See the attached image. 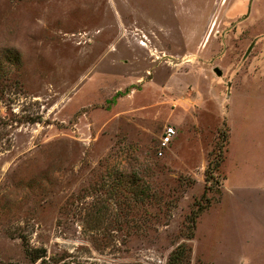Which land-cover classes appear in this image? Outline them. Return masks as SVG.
Masks as SVG:
<instances>
[{"label":"rangeland","instance_id":"obj_1","mask_svg":"<svg viewBox=\"0 0 264 264\" xmlns=\"http://www.w3.org/2000/svg\"><path fill=\"white\" fill-rule=\"evenodd\" d=\"M0 87V264H264V0H0Z\"/></svg>","mask_w":264,"mask_h":264},{"label":"trees","instance_id":"obj_2","mask_svg":"<svg viewBox=\"0 0 264 264\" xmlns=\"http://www.w3.org/2000/svg\"><path fill=\"white\" fill-rule=\"evenodd\" d=\"M2 91V88L0 87V92ZM212 167H208L209 171L207 170V177L209 179H213V173L211 172L213 168L218 166V161H215ZM209 205V202L206 200V204H200L196 207L195 210L192 211L190 216L187 219V228H186V234L184 236L185 239H190L192 237V232L194 228V221L195 218L202 212L203 209H205ZM189 247L186 244V242L182 241L179 244H177L169 253V256L167 258L166 264H187L188 262V252ZM34 259H37L41 257V255H35ZM42 259V258H41ZM6 264H14V263H6Z\"/></svg>","mask_w":264,"mask_h":264},{"label":"built area","instance_id":"obj_3","mask_svg":"<svg viewBox=\"0 0 264 264\" xmlns=\"http://www.w3.org/2000/svg\"><path fill=\"white\" fill-rule=\"evenodd\" d=\"M174 133H175V130L172 127L170 126L165 127L160 137V145L165 146L170 141Z\"/></svg>","mask_w":264,"mask_h":264},{"label":"water","instance_id":"obj_4","mask_svg":"<svg viewBox=\"0 0 264 264\" xmlns=\"http://www.w3.org/2000/svg\"><path fill=\"white\" fill-rule=\"evenodd\" d=\"M213 71L215 72L216 75H220L221 74V71L217 67H214Z\"/></svg>","mask_w":264,"mask_h":264}]
</instances>
